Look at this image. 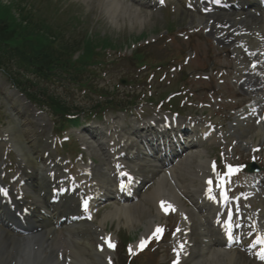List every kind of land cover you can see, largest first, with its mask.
<instances>
[{
	"label": "rangeland",
	"instance_id": "1",
	"mask_svg": "<svg viewBox=\"0 0 264 264\" xmlns=\"http://www.w3.org/2000/svg\"><path fill=\"white\" fill-rule=\"evenodd\" d=\"M28 0H0V19L4 20L6 23L11 24L12 26H15L20 32L22 33L26 31H32L35 32L36 37L39 41V43L44 47V43L47 42L45 38V34H48L49 30H45L44 28H41L37 26L36 24L29 23L27 19L29 15V12H26L27 8H25L24 4H28ZM49 5H47L46 0H39V5L40 8L36 12V16L39 18H42L41 20L44 23H47L51 28L52 32L55 35H58V40L62 36L67 35L70 39L75 38L76 36L73 35L74 33V22L70 18H75L76 16L78 17H83L84 15L86 16V23L84 24L83 27H80L82 30L85 32L90 31L89 29L92 30H97L95 33V36L99 38L100 42H103V40L107 39L108 41H114V42H121L124 40V38H121V34L123 35V30L127 31V33L132 34L134 36L130 37H125V41L128 39L137 40L145 37L148 33L155 31L154 28L158 29V24L159 22H156V27H152L148 30H144L140 33H136L139 28H133L129 29L125 22L121 21L118 22L119 31L118 29L116 30L115 27H113L109 22L106 17L102 18L100 17L96 11L94 12L93 10H90L88 7L86 8H75L71 15H63L64 13H61L60 15L56 14V11L53 9L57 10H62L63 9V3L59 0L57 2H53V0L48 1ZM29 5V4H28ZM42 7H47L45 9H42ZM26 21V22H24ZM76 21V20H75ZM103 21V22H102ZM155 21V20H154ZM77 22V21H76ZM70 23V26L68 25ZM79 23V22H78ZM82 26V25H81ZM61 28L64 31L61 32ZM131 31V32H130ZM45 33V34H44ZM135 33V34H133ZM73 35V36H71ZM65 37V38H67ZM17 41V40H15ZM62 41V38H61ZM15 44H19L18 42H14ZM19 46V45H17ZM120 235L124 237H128L127 232L121 230ZM239 262L236 261V264H245L242 260H238Z\"/></svg>",
	"mask_w": 264,
	"mask_h": 264
},
{
	"label": "bare ground",
	"instance_id": "2",
	"mask_svg": "<svg viewBox=\"0 0 264 264\" xmlns=\"http://www.w3.org/2000/svg\"><path fill=\"white\" fill-rule=\"evenodd\" d=\"M107 16H108L110 24L115 27H117V21L119 22L124 21L125 22L124 24H126V26L129 29H133L131 26L132 24L140 28V30L137 33H139L140 31H144L141 27L151 28V24L148 19L144 18L139 21V16H140L139 12H136L132 10L131 8H128L127 6H123L121 10H119L118 7H116L115 9H111L110 11L107 12ZM183 161L181 162L182 163L181 167L180 166L178 167V171L181 172V177H182L183 182L186 185H191L192 171H193L192 170L193 166H191L190 164L191 158H188L184 162ZM160 193L161 191L158 192L157 194L158 197ZM157 199L159 198L156 197L155 204L157 203ZM113 211L110 214V218L112 217L113 219L116 220L115 222L117 223L116 226L124 228L128 231H131V233L145 229L147 226H149V224L152 222L153 219H156V220L158 219L157 215L153 214L148 208L140 206V205L130 207L126 210H121L119 211L120 213H118L117 211L115 212V210ZM109 220L111 221L112 219H109ZM194 227L197 228V230H199L198 233L196 231L193 232V235L195 236V240H196L198 237L201 236L202 230H200L199 228L200 226L196 222L192 223V226L190 229L193 230ZM212 234L213 236H215L216 231L213 230ZM211 237L212 236H210V239ZM6 238L7 237L0 236V241L4 244L6 241L5 240ZM215 242H217L219 245L224 243L221 237H217L215 239ZM196 250L197 249L193 246L191 250V257H195V255H197ZM203 251L204 249L200 250V255L197 259H194L195 262L193 264H205V262L207 261L208 262L206 264H234L230 258L228 259L226 256H222L219 253H216V254L211 253L208 256V258H205L204 261L202 262L200 258L202 256Z\"/></svg>",
	"mask_w": 264,
	"mask_h": 264
},
{
	"label": "snow or ice",
	"instance_id": "3",
	"mask_svg": "<svg viewBox=\"0 0 264 264\" xmlns=\"http://www.w3.org/2000/svg\"><path fill=\"white\" fill-rule=\"evenodd\" d=\"M162 2H163V0H162ZM227 167H228V174L229 175L234 174L235 172H237L239 170V168H235L232 165H228ZM213 170H215V164L214 163H213ZM123 175H127V173H123ZM129 179H131V177H129ZM207 183L209 185H211L213 183V181L211 179H209L207 181ZM221 187H222V185H221ZM0 191H3V190H0ZM209 192H211V188H209ZM225 199H227L226 194H225ZM86 206H87V202L85 201V207ZM161 207L165 210V212H167L169 209H171L172 211H175V209L172 208L171 205H165L164 202L161 203ZM177 230L179 231V229H177ZM162 231H163L162 228L157 227L154 235H156L157 238H158L159 234H161ZM229 239H234V237L231 234H229ZM261 242H264V241H258V243H261ZM144 244H145V241L142 240L141 241V246H143ZM110 246H113V245H110ZM181 249H183V245H181ZM177 256H179V253H177ZM260 256H261L262 259H264V250H262V252L260 253ZM173 264H178V259H177V261H174Z\"/></svg>",
	"mask_w": 264,
	"mask_h": 264
},
{
	"label": "trees",
	"instance_id": "4",
	"mask_svg": "<svg viewBox=\"0 0 264 264\" xmlns=\"http://www.w3.org/2000/svg\"><path fill=\"white\" fill-rule=\"evenodd\" d=\"M12 33H14V30L8 31V28L2 27V29L0 30V40L2 39V37H5V35H12ZM4 39L8 40V38H4ZM1 42H4V41H1Z\"/></svg>",
	"mask_w": 264,
	"mask_h": 264
}]
</instances>
